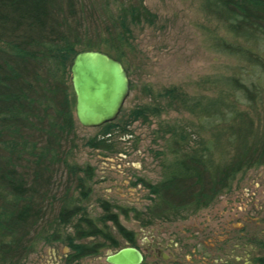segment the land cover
I'll use <instances>...</instances> for the list:
<instances>
[{"label":"trees","instance_id":"trees-1","mask_svg":"<svg viewBox=\"0 0 264 264\" xmlns=\"http://www.w3.org/2000/svg\"><path fill=\"white\" fill-rule=\"evenodd\" d=\"M86 4L0 0V264H20L41 242H66L71 261L103 246L74 242L78 237L102 234L119 246L85 216L79 220L86 228L77 223L73 235L65 233L82 214L94 176L90 165L69 159L77 146L69 67L78 51L98 49L128 71L124 48L131 25L152 23L156 14L143 0H121L116 15H106L109 23L94 22L90 37ZM202 9L223 31L211 34V49L232 59L203 81L210 92L189 93L178 85L157 94L150 90L153 103L134 106L121 123L102 125L107 133L111 126L148 122L169 110L189 113L159 122L172 160L162 180L143 181L152 199L146 208L151 219L184 218L229 191L238 174L264 166V0H202ZM94 141L88 144L99 147L100 140ZM102 206L123 239L135 244L117 214Z\"/></svg>","mask_w":264,"mask_h":264},{"label":"rangeland","instance_id":"rangeland-1","mask_svg":"<svg viewBox=\"0 0 264 264\" xmlns=\"http://www.w3.org/2000/svg\"><path fill=\"white\" fill-rule=\"evenodd\" d=\"M88 36L95 33L94 22H108L111 12H118L119 0H83ZM156 14L154 22L131 25L128 58L130 93L115 123H121L131 108L153 103L150 90L178 85L189 93L210 92L203 81L224 70L232 59L214 52L210 36L223 31L202 9V0H143ZM107 13V14H106ZM107 15V16H106ZM92 21V22H91ZM89 23V24H88ZM85 24V25H86ZM190 117L174 110L151 116L148 122L133 121L104 127H85L77 122V146L70 161L80 167L90 165L94 176L88 182L90 196L81 201L82 214L65 226L73 235L79 219L89 218L102 234L78 237L76 243H100L98 253L69 260L73 249L66 242H41L20 264H108L105 256L125 245L115 224L107 220L103 203L117 214L119 223L135 237L144 255L142 264H264V166L237 175L229 191L218 195L207 207L178 219H151L146 208L152 204L143 181L162 180L166 163L172 160L166 137L158 131L159 122ZM100 142L99 147L88 144ZM94 141V142H95ZM61 181L65 177H58Z\"/></svg>","mask_w":264,"mask_h":264},{"label":"water","instance_id":"water-1","mask_svg":"<svg viewBox=\"0 0 264 264\" xmlns=\"http://www.w3.org/2000/svg\"><path fill=\"white\" fill-rule=\"evenodd\" d=\"M70 82L75 97L74 114L85 127L114 121L130 93V78L123 63L98 49L78 51L70 64ZM108 264H141L142 252L126 245L105 256Z\"/></svg>","mask_w":264,"mask_h":264},{"label":"flooded vegetation","instance_id":"flooded-vegetation-1","mask_svg":"<svg viewBox=\"0 0 264 264\" xmlns=\"http://www.w3.org/2000/svg\"><path fill=\"white\" fill-rule=\"evenodd\" d=\"M124 66V64H123ZM125 67V66H124ZM125 241V240H124ZM126 245H133V246H136V244H129L127 241H125V245L123 246H126ZM122 247V246H121ZM137 247V246H136ZM120 248V247H119ZM138 248V247H137ZM139 249V248H138ZM140 250V249H139ZM141 251V250H140ZM143 254V253H142ZM143 261H144V255H143ZM143 261L141 262V264L143 263Z\"/></svg>","mask_w":264,"mask_h":264}]
</instances>
